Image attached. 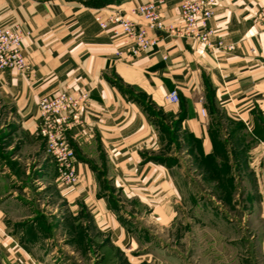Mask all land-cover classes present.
Returning <instances> with one entry per match:
<instances>
[{
  "label": "crops",
  "instance_id": "1",
  "mask_svg": "<svg viewBox=\"0 0 264 264\" xmlns=\"http://www.w3.org/2000/svg\"><path fill=\"white\" fill-rule=\"evenodd\" d=\"M147 1L158 0H0V24L27 32L22 53L30 66L26 73L0 70V101L8 108L0 127L8 129L0 158V264H97L115 259L112 250L128 261L145 257L139 221L146 213L172 221L184 197L195 196L191 178L219 181L221 166L241 173L263 158L264 0H216L209 26L216 38L237 44L232 53L166 37L150 53L118 56L127 48L124 34L101 28L97 17L116 8L131 14ZM181 3L163 0L167 21L181 22ZM80 87L92 88L85 126L68 133L80 180L65 186L39 133L38 103ZM173 90L178 102L167 98ZM213 108L222 129L211 127ZM184 162L189 174L178 171ZM236 260L259 264L253 255Z\"/></svg>",
  "mask_w": 264,
  "mask_h": 264
},
{
  "label": "rangeland",
  "instance_id": "2",
  "mask_svg": "<svg viewBox=\"0 0 264 264\" xmlns=\"http://www.w3.org/2000/svg\"><path fill=\"white\" fill-rule=\"evenodd\" d=\"M6 110L8 108L0 101V127L6 124L7 118L3 115ZM212 113L211 127L215 125L216 130L222 129L219 109L213 108ZM6 130H0V158L6 154ZM261 158L257 157L255 169L252 164L243 168L241 173L235 170L231 173L232 169L230 172L227 167L221 166L219 181L203 180L199 175L191 178L188 182L195 196L184 197L185 201L177 206L178 211L173 214L172 221L151 220L147 213L145 218L140 219L139 224L145 226L146 231H141L139 252L145 257L128 261L119 259L118 251L112 250L115 259L97 264H237V255H253L259 264H264V154ZM260 160L263 161L258 164ZM182 164L178 169L182 174H189L193 170L185 162ZM205 166L215 168L210 160L206 161ZM205 166L201 169L204 170ZM235 175L237 181L234 180ZM217 184L221 188L217 189ZM198 199L208 203V209L198 206ZM251 208L254 211L249 213ZM224 221L232 222L233 227L228 228ZM96 253L97 258H101L102 252L97 250ZM92 263L84 258L81 261V264Z\"/></svg>",
  "mask_w": 264,
  "mask_h": 264
},
{
  "label": "built area",
  "instance_id": "3",
  "mask_svg": "<svg viewBox=\"0 0 264 264\" xmlns=\"http://www.w3.org/2000/svg\"><path fill=\"white\" fill-rule=\"evenodd\" d=\"M163 0L147 1L135 5L131 14L126 9L116 8L107 17H97L103 29L118 27L115 32L124 34L126 51L119 50L118 56L136 57L152 52L166 37H179L195 40L213 54L232 53L237 44L225 42L215 37V31L209 26L214 14L216 0H182L180 23L167 21L162 15L160 4ZM132 14L139 15L143 22ZM25 34L20 25L0 24V70L17 69L26 73L30 66L22 53ZM92 88L80 87L66 89L54 95L42 96L38 103L40 126L47 153L54 159L60 182L65 186H74L79 180L76 170V153L71 146L68 133L84 127V114L90 108ZM167 98L179 101L177 90L171 91ZM205 109L202 113L205 114ZM31 264H41L32 261Z\"/></svg>",
  "mask_w": 264,
  "mask_h": 264
},
{
  "label": "trees",
  "instance_id": "4",
  "mask_svg": "<svg viewBox=\"0 0 264 264\" xmlns=\"http://www.w3.org/2000/svg\"><path fill=\"white\" fill-rule=\"evenodd\" d=\"M104 1H107V0H104Z\"/></svg>",
  "mask_w": 264,
  "mask_h": 264
}]
</instances>
